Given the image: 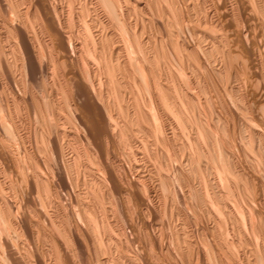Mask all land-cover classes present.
I'll list each match as a JSON object with an SVG mask.
<instances>
[{"label":"bare ground","instance_id":"1","mask_svg":"<svg viewBox=\"0 0 264 264\" xmlns=\"http://www.w3.org/2000/svg\"><path fill=\"white\" fill-rule=\"evenodd\" d=\"M263 40L264 0H0V260L4 261L3 264H32L30 260L35 255H30L29 252L33 249L30 246L29 250L28 247L31 242L36 241L35 228L41 224L40 220L44 221L42 224L45 229L43 227L42 230L52 227L45 225L47 221L57 227L56 232L62 235L55 236V232L50 237L52 245L56 246L54 249L57 256L52 258L50 255L49 259H44L45 252L41 254L42 257L35 256L37 258L34 264H89V261H85L86 256L79 259L80 262L77 259L92 249H89L85 235L87 232H83V227L86 226L82 222L88 220L90 215H86L93 213L91 211L95 207L92 210L89 208L91 213L84 211L85 214L81 215V211H77L78 214L75 215L69 210L70 206L67 210L72 214L64 212L70 219L71 227L64 220L68 229L62 221L67 220V216L60 220L59 209L56 211L57 209L52 208L55 210L53 213L41 210V206L49 202L55 205L52 202L55 198L45 203L44 197L47 196L40 194L44 189L46 193L50 191L47 189L50 177L47 183L42 182L41 175L35 172L32 181H29L32 173L29 177L26 174V170L31 168L30 161L34 154L39 155L49 142L54 151L48 148L50 151L47 152H56L53 154L57 155L56 158L60 156L58 152L61 154L64 140L69 147L75 143L78 145L76 138L79 130L89 142L88 146L94 149L91 156L96 161H92L99 163L96 164L100 165L102 173L99 172L104 174L103 179H99L97 173H92L93 177L89 175L90 178L94 179L93 182L104 181V185L108 183L106 187L110 190L109 194L112 191L108 198L119 197L122 209L126 206L128 211L127 215L125 209L123 215L120 214L121 210L114 213L123 216L117 217L124 219L123 223L127 226L115 228L117 232L113 234L115 229L112 226L117 219L112 224L109 215L111 212L106 209L110 205L105 206V200L103 202L99 198L104 193L98 187L102 185L97 186L99 190L95 187L98 190L96 195L92 191L95 198L101 192L98 198L107 211L105 213L103 210V214L99 216L96 214L98 208L94 211V218H90L93 220V232H96L102 244L98 249L104 246L102 254H109L102 255L105 257L98 264H264ZM221 81L223 87L218 85ZM35 89H39L41 95ZM42 98H47L43 100L50 106L47 108H50V119L46 116L48 110L45 112L42 108L46 105H42ZM30 115L35 120L38 119L42 126L44 124L50 135L49 137L46 135L47 131L44 132L50 138L49 142L45 141L44 135H41L45 127L37 129L41 130V142H48L44 146V142L41 143L42 149L38 147L41 145L36 146L38 153H33L27 143L29 133L26 132L25 122ZM48 119L53 120L49 124L53 128L48 125ZM39 121L37 123L41 126ZM61 137L64 139L60 141ZM120 139L137 143L135 151L130 153L133 158L131 162L129 151L132 150H127L131 165L129 162L124 163L130 166H127L129 174L124 178L121 176L125 174L120 176V171H116L117 165L113 167L115 156L112 157V153L117 151L114 150L117 146L113 145L115 147H111L112 151L109 145L112 141L113 144L121 142V145L124 143L128 146V143ZM83 140L79 142L82 143ZM86 141H83V146H86ZM37 144L40 143L37 141ZM124 144L122 146H126ZM132 144L133 148L135 145ZM77 145L71 151L73 156L71 152L69 154L72 156V161L68 159L71 166L72 163H83L79 161L83 153ZM88 151L91 153L90 149ZM121 151H117L120 152L119 156ZM48 153L46 156L51 157V153ZM123 154L125 155L124 152ZM144 155L150 159L149 163L154 162L142 163ZM54 157L51 160L55 159L60 164L59 157ZM85 158L88 160V157ZM34 159L33 161L37 160ZM39 160L37 161L40 162ZM82 160L85 161L83 157ZM37 161L33 163L34 166L39 164ZM49 161L46 162L49 164ZM33 165L31 169H34ZM156 165L164 172H156L160 173L161 183L153 180ZM62 166L68 172L70 167ZM78 166L75 167L78 169ZM35 167L39 168L38 165ZM121 167L118 168L121 170ZM168 167L174 170L176 177L173 174L169 177V171H166ZM80 169L78 170L82 171ZM53 171L52 175L56 172ZM122 171L127 173L126 169ZM59 174L62 176V171ZM86 175L83 177L87 178ZM60 176L55 179H60ZM68 178L69 176L66 181ZM72 178H76L74 174ZM78 178L77 176L76 179ZM85 179L81 183L86 185ZM152 180L158 182L161 188L158 185L152 186L154 183L151 182L152 185L148 186L147 182ZM24 182L31 187L29 194L32 195L34 189L37 192L40 190L38 194L42 198L37 192L34 195L41 200L34 201L43 203L41 206L33 204L32 197L30 199L29 194L26 196V190V197L20 198L22 204L18 200V192L24 187L26 189V186L18 185H23ZM41 182L45 183L43 189ZM58 182L61 179L56 181V187ZM72 183L69 184L73 188ZM171 185L179 188V191L170 190ZM16 187L20 190H16ZM60 187L59 189L64 190ZM162 187L169 190H162ZM105 188L103 186L102 190ZM6 189H14L13 192L10 191L14 195L12 194L9 202L5 197L11 196L3 195ZM83 189L82 192L85 193ZM53 190L51 189L52 192ZM169 191L174 200L171 195V202L167 201L170 199L169 195L166 196L167 199L164 197L166 210L169 205L167 202L170 205L168 217L166 210H163V216L168 218L166 221L171 231L174 228L175 233L170 236L171 232L167 230L170 232V237L167 238L165 225L163 227L165 222L162 221L158 208L163 204L161 192L167 195ZM82 192L78 193L80 197ZM54 193H58V190ZM61 193L68 196L67 192ZM70 194L71 190L69 196ZM105 194L107 195L106 192ZM105 194L103 198H107ZM189 199L194 201L190 202ZM13 200L16 202H10ZM31 202L33 206L29 204ZM62 202L60 200V204ZM88 202L92 204L91 200ZM108 202L110 204L109 200ZM87 203L81 204L87 208ZM114 204L118 205L117 202ZM46 207L47 205L44 208ZM101 208L99 211L103 209ZM118 208L113 210L118 212ZM110 209L114 212L112 207ZM15 214L19 216V220ZM35 214L37 218L34 217ZM200 214H208L205 218L209 216L210 219L207 220L210 221L213 217L212 220L215 221L209 228L203 227L210 232L208 236L211 238L208 241H204V234L207 232L203 233V240L202 237L196 240L197 236L191 237L194 232L188 230L192 223H199ZM158 215L161 216L162 223ZM138 220H141L144 232L138 225ZM193 227L194 225L191 228ZM42 230L38 231L40 236ZM42 238L38 239L43 242ZM37 243L39 246V241ZM70 244L76 246L75 251L81 252L77 262L73 259L74 252L71 256ZM96 247L93 250L97 251ZM36 251L40 253L38 249ZM50 252L48 251L49 254ZM96 253L99 254L98 251ZM97 256L93 255L91 258L94 257L97 262L101 255ZM93 259L90 263L94 262Z\"/></svg>","mask_w":264,"mask_h":264},{"label":"rangeland","instance_id":"2","mask_svg":"<svg viewBox=\"0 0 264 264\" xmlns=\"http://www.w3.org/2000/svg\"><path fill=\"white\" fill-rule=\"evenodd\" d=\"M28 1H29V0H28ZM263 41H264V40H263ZM219 82H220V81H219ZM219 82H218V83H219ZM221 82H222V81H221ZM222 84H223V82H222V83H219L218 85H219L220 87H223L224 85H222ZM35 90H36V92H37L39 95H41V92H40L39 89H35ZM43 99L46 100L47 98H42V100H43ZM42 100H41V102H43L42 105H43V104H46V105H43L42 108H44V111H45V110H46V111L48 110L47 112L45 111V112L47 113L46 116H48V113H49V109H50V108H49V109H47V108L50 107V106H48L49 104H47L46 101H44V100L42 101ZM44 106H46V107H44ZM32 107H33V106H32ZM45 108H46V109H45ZM30 116H31V115H30ZM47 118H49V116H48ZM35 119H36V118H35V117L33 118V115H32L31 117H28L27 120H26V122H25V128L27 127V128H26L27 130H26V129H25V130H26V132L28 131V133H29V135H30V136L27 135V136H28V137H27V143L29 144V146H31L30 148L33 149V150L31 149V151H32L33 153H35V152L38 150V148H37L36 146L41 145V146H38V147H40V148L42 149V147L50 141V140H49V139H50V138H49L50 135H49V133H48V130H47L46 127L44 126V124H43V126H44L45 128L42 126V123L37 119V120L39 121V124H41V126H39L38 123H37L38 121L35 120ZM49 119H50V118H49ZM49 119H48V120H49ZM30 120H31V121H30ZM51 120H52V119H51ZM51 120H49L50 123H49V121H48V125L52 123L53 120H52V121H51ZM31 122H32V123H31ZM26 123H27L28 125H26ZM49 126H51V125H49ZM49 126H48V127H49ZM41 127H43L45 130H44L43 128H41ZM48 127H47V128H48ZM51 127H52V126H51ZM52 128H53V127H52ZM37 129H38V130H39V129H41V130L43 129L42 131L40 130L41 132H43V133H41V135L46 134V133H44V132L47 131L48 134H46V135H49V137L46 136V135L43 136V138L45 139V141H48L47 143H46L45 141H43L44 143L41 142V140H43V139H40V138H41V136L39 135V134H40V133H39L40 131H38ZM79 131H81V130H79ZM79 131H78V133H77V138H76V139H77L76 142L78 143V145L74 142V143H75L74 146L76 147V145H77V148L80 149V150L82 151V153H83V156H81V159H79V161L81 160V161L83 162L82 165H81V162H79V163H75V164L72 163V166H71V161H72V156H73V152H71V151H73V149H74L75 147H74L73 145H72V146L70 145L71 147H69V144H68L67 142H65V140H64V143H63V141L61 142V143H63V144H62V145H63L62 148H64V149L61 148L60 153L63 154V152L66 151V153H64V154H66V155H64V154L61 155V154H59V152H58L57 154L61 156V159H63V162H65L66 159H67V162H68V163L65 162L66 165L62 162V160L60 159V156H58L59 158L57 157V158H58V161H59V160L61 161L60 164L57 162V160H56V162H55V161H54L55 159H54V160H51V159H53V157L55 156V155L53 156V154H56V152H49L50 150H51V151H54L53 148H52V146H53L52 143L49 142L50 144L48 143V145H45V146H44L46 152H44V151H45L44 148H43V151L39 148V149L41 150L40 153H42V154L39 153V155H41V156H39V155L36 154L37 157H35L36 155L34 154V157H33L32 160L30 161V162L32 163V165H33V163H34L35 161L39 160V159H38V156H39V157L41 158V159H40L41 161L39 160L40 162L37 161L39 164H35V166L38 165L39 168L37 169V168L33 165V168H34V169H31V168H32V165H30L31 168H29V170H26V171H28V172H26V174L28 173V174H27L28 177H29V175H31L30 173H32V176L29 177V179H30L29 181H32L31 178H33V175H35V172H37L38 175H41V181H42V182H43V181H46V183H47L48 178L50 177L51 180L49 179V180H50L49 182L51 183V181H52L53 183L50 184V183L48 182L49 185H48V184H47V185H48L49 187H47L46 185H45V186L47 187L48 191L50 190V191L47 192V193H50V192H51V193H50V194H47V193H46V189H44L45 191H42V192H44V193L41 192L40 194H42L43 197H44V196H47V197H44V201H46L45 203L49 202V200H51V199H54V198H55V199L57 200V198H58L57 201H56L55 199L52 200V202L54 201V202H53V203L55 204L54 206H57V207L55 208V207L53 206V204H51V202H49L51 205H49V203H48V204H44L45 206L47 205L46 208H49V209L44 208L45 206H41L43 203H41V202L39 203V201H40L41 199L38 197V196L41 197V195L38 194V192H40V190L38 189L39 191L37 192V189H36V190L34 189V190H33L34 193L32 194V195L34 196V197H33L31 194H29V193L31 192L29 188H31V187H30V186L28 187V185H27L25 182H24L25 184H23V185H20V184H19L18 187H21V186L24 187V186H26V189H25V187H24V189L22 188L23 190H22V189L20 190V188L18 189V187H16V188H17L16 190H18V191L20 190L21 192H23V193H21V192L19 193L18 191H16V192H18V196H19V197H18V200L20 201V200L22 199V197H23L24 194H25L24 191L26 190V196L29 194V195H30V199H31V197H32V200H31L32 202L34 201V199H37V200L40 199L39 201H36V200H35L36 202L34 201L33 204H34L35 206H38V205L41 206V210H42V211H43V210H45V211L48 210V212L51 211V212L53 213V212H55L56 209H57L56 211H58V209H59L58 213L60 214L59 216L61 217V218L59 217V219L61 220L62 218H64L65 216H67V217H65V218H67V220H66V219H62V221L64 222V225H65V226H66V223H69V224H67V225H69V227H71L70 222H69L70 219H69V216H68V215H65L67 212H69V213H68L69 215H71L72 212H73V214L77 215V214H78L77 211H79V212L81 211L79 214L82 213L81 215H83V214H85L84 211L89 212V211H91V210L93 209V207H95V208H94V211L97 210L98 208L100 209V208L102 207V201L104 202V200H105V203H104L105 206H106V205H110V206H106V207H107L106 209H107V210L109 209L110 211L108 210V212H111V213H109V215L111 216V217H110V220H112V224H113V222H115V221L118 222V223L116 222L115 224H113L112 228H114V229H115V228H118V227H119V228H121V227L123 228V227L127 226V224H126V223H125V224L123 223L124 219L121 220V219H119V218H123V216L121 217L120 214L122 213V215H123V209H125V208L127 209V207L124 206V204H123L124 207H123V209H122V201H120L121 199H120L119 197H117V196H116L117 198L115 197L116 201H115V199H113V198H112L113 200H112L111 198H108V196L110 197V194H111V192H112V191H111L110 194H109V191H110V190H109L108 186L106 187V185H107L108 183H106V184L104 185V184H103L104 181H103V182H102V181H99V182H98V181H95V182H93L94 179L92 178V177H93L92 173H93V174H94V173H97L96 176L98 175L97 177H98L99 179H100L101 177H102L101 179H103L104 174H103V175L101 174V173H102V172H101L102 169H101L100 165L98 166V165L96 164V163H98V162H93V161H92V160L96 161L95 158H93V157L91 156V155H93V153H94V151H93L94 149L92 150L91 146H88L89 142L86 141L87 139H85L84 135L82 136L83 133H82V132H79ZM36 132H37V133H36ZM28 133H27V134H28ZM79 133H81V136L79 135ZM35 134H38V135H35ZM78 135L81 137V139H80V137H79ZM45 136H46V137H45ZM52 137H53V136H52ZM82 137H83V138H82ZM129 138H130V137H129ZM138 138H139V137H138ZM140 138H141V137H140ZM28 139H29V140H28ZM46 139H48V140H46ZM61 139L63 140L64 138L61 137V138H60V141H61ZM79 139H80V140H79ZM83 139H84V140H83ZM130 139H131V138H130ZM151 139H152V138H151ZM81 140L86 141V143H87L86 146H83V145H85V144H84L85 142H84V143H83V141H82V143L79 142V141H81ZM123 140H124V139H123ZM135 140H136V139H135ZM29 141H30L31 143H30ZM37 141H38V143H40V144H37ZM66 141H67V140H66ZM120 141H122V140L120 139ZM129 141H130V140H129ZM131 141H132V140H131ZM131 141H130L129 143H128L127 141H125V140L122 141V142H126V143H128V146H130L131 148H132V146H133L132 143H134V145H135V144L137 145V143H135V142H131ZM41 143H43V146H42ZM65 143H66V144H65ZM72 143H73V142H72ZM79 143H80V144H79ZM31 144L34 145L33 147L35 148V150H34V148L32 147ZM36 144H37V145H36ZM64 144H65L66 146H65ZM67 144H68V146H67ZM82 144H83V145H82ZM111 144H112V145H111ZM117 144H118V142H117L116 144H113V142L111 141V143H110L109 145H110V148H111L113 145L117 146V147L114 146L115 148L112 147V148H114V150H117V151H119V150L121 151V149H122L123 147H126V148H123V150L121 151V155H120L121 158H120V156H119V153H120V152L114 151L115 153H114V152L112 153V157L115 156V158H113V161H114V160L116 161V162H115V161L113 162V163H114V164H113V167H115V166L117 165L116 168H115L117 172H119V171L121 172L122 169L125 171V169H126V170H127V171H126L127 173H125V172L122 173L123 171H122L121 173H120V172L118 173L120 176L123 175V174H125V175L121 176L122 178H124V177L126 176V174H129V170H128L129 167H130L129 164H130V162L133 160V158H132V154H130V153H133V150L135 151V149H136V145H135L132 149H130V147H129V149H128L127 144L122 143V145L124 144V145H126V146H122V145H121V142H119L118 145H117ZM130 144H132V145H130ZM89 145H90V144H89ZM48 146H50V147H48ZM87 146H88V147H87ZM118 146H120V147H118ZM65 147H66V148H65ZM73 147H74V148H73ZM82 147H83V149H82ZM85 147H86L87 150L85 149ZM121 147H122V148H121ZM46 148H47V149H46ZM48 148H49V149L51 148V149L49 150ZM112 148H111V149H112ZM36 149H37V150H36ZM71 149H72V150H71ZM89 149H90V151H91L92 154L88 151ZM118 149H119V150H118ZM124 149H125V150H124ZM47 150H49V151H48L49 153L47 152ZM62 150H63V151H62ZM84 150H85V151H84ZM127 150H128V151H129V150H132L131 152L129 151L130 156L127 155V154H128V151H127ZM83 151H84L85 153H84ZM92 151H93V152H92ZM112 151H113V149H112ZM125 151H126V152H125ZM38 152H39V150H38ZM38 152H36V153H38ZM43 152H44V153H43ZM70 152H71L72 154H71ZM116 152H117V153H116ZM123 152L125 153V155L123 154ZM45 153H46V154H45ZM47 153H48V154L51 153V157L48 155L51 159H49L48 156H46ZM88 153L90 154V156H89ZM69 154H71L72 156L69 155ZM86 154H87V155H86ZM116 154H117V155H116ZM45 156H46V157H45ZM56 156H57V155H56ZM56 156H55L54 158H56ZM62 156H63V157H62ZM70 156H71V157H70ZM85 156L88 157V160L85 158ZM118 156H119V157H118ZM126 156H127V158H124V157H126ZM128 156H129L130 159H131V160L129 159L130 162L128 161V158H129ZM65 157H67V158L65 159ZM82 157H83V159H85V161L82 160ZM91 157H92V159H91ZM116 157H117V159H116ZM144 157H145L147 160H145V158H144L141 162L144 163V161H145V162L148 164L149 161H150V159H148V156H147V155H146V156L144 155ZM34 158L37 159V160H35ZM45 158H46V159H45ZM57 158H56V159H57ZM33 159H34L35 161H33ZM42 159H44L45 161L42 160ZM68 159H70L71 161L68 160ZM123 159L125 160V162H124ZM126 159H127V161H126ZM47 160H48V161H49V160L51 161V162H50V161H49V162L52 164V166H50V165H51L50 163L48 164V162H46ZM64 160H65V161H64ZM148 160H149V161H148ZM32 161H33V162H32ZM60 161H59V162H60ZM89 161H90V162H89ZM30 162H29V163H30ZM42 162H43V163H42ZM44 162H45V163H44ZM76 162H77V161H76ZM88 162H89V163H88ZM117 162H118V164H117ZM119 162H120V163H119ZM128 162H129L128 165H127V164H124V163H128ZM150 162H151V161H150ZM153 162H154V161H153ZM153 162H152V163H153ZM31 163H30V164H31ZM94 163H95V164H94ZM115 163H116V164H115ZM121 163H122V164H121ZM152 163H149V164H152ZM62 164L64 165V167H65V166H66V167H68V166L70 167V168L68 167L69 169L67 168V169H68V172H70V173H68L67 171H65L66 168L64 169L63 166H62ZM68 164H69V165H68ZM79 164H80L81 167L78 166ZM89 164H91L92 166L89 165ZM98 164H99V163H98ZM120 164H121V165H120ZM48 165H49V169H48ZM59 165H60L61 167H60ZM83 165H86V167L83 166ZM87 165H89V166H87ZM94 165H95V166H94ZM96 165H97V166H96ZM122 165H123V167H121ZM130 165H131V164H130ZM53 166H54V168L56 167V168H55L56 170L53 169ZM57 166H58V170H59L60 172L62 171V176H63V175H66V176H63V177L60 176V174H59L60 172L57 170ZM75 166H76V167L78 166V169L81 168L80 170H82L83 173H82V171H79ZM82 166H83L85 169H87V167H88V169L90 168V169H89V172H90V171H91V172H90V173L87 172L88 169H87V171H86ZM125 166H126V167H125ZM127 166H129V167H127ZM6 167H7V166H6ZM50 167H52V168H50ZM72 167H73V168H72ZM74 167H75V169H74ZM118 167H119V168L121 167L122 169L120 170ZM124 167H125V169H124ZM156 167H157V165H156ZM35 168H36V170H35ZM46 168H47L49 171H48ZM60 168H61L62 170H61ZM91 168H92L93 170H92ZM117 168H118V170H117ZM158 168H159V165H158V167L155 168V170H154V171H155L154 174H155L156 176H155V178H154L153 180H154V181L157 180V181H159V182L161 183V181H160V177H159L160 173H156V172H158L157 170H159V172L161 171L160 168H159V169H158ZM165 168H167V166H165ZM165 168H164V169H165ZM27 169H28V168H27ZM72 169H73V170H72ZM83 169H84V170H83ZM94 169H95V170H94ZM100 169H101V170H100ZM171 169H172L171 167H168V170L166 169L167 172L169 171V177H170L172 174H173L172 176H175V174H174L175 172L173 173L174 170H171ZM37 170H38L39 172H38ZM53 170H54V171H53ZM69 170H70V171H69ZM71 170H72V171H71ZM75 170H77V171L79 172L78 174H81V173H82V175L79 176V175L76 173L77 171H75ZM32 171H34V172H32ZM50 171H51V172H50ZM52 171H53V173L56 171L55 173H58V174H55V173H54L55 176H53L54 174H53V175L51 174ZM57 171H58V172H57ZM73 171H75V173H76V174L73 173V174H74V177L77 178V176H78V177H79V178H78L79 180L76 179V178H72V177H73V174H72ZM85 171H86V172H85ZM92 171H94V172H92ZM99 171H100L101 173H100ZM164 171H165V170H164ZM42 172H43V174H41ZM45 172H46V173H45ZM63 172H64V173H63ZM66 172H67V174H66ZM84 172H85L86 174H87V173H88V174L86 175V174H84ZM167 172H165V173L168 174ZM170 172H171V174H170ZM47 173H48V174H47ZM161 173H164V172L161 171ZM46 174H47V175H46ZM70 174H71L72 176H71ZM99 174H100V175H99ZM157 174H158V176H157ZM58 175L60 176L59 178L61 179V182H58V183H57V184H58V186H57L58 188H57V187L55 186L56 181H60V179L56 180V179L58 178V177H56V176H58ZM67 175L69 176L68 180H70V181L72 180V182H73V181H76V182H77V180H78V181H80V182H77V183L73 182V183H72V182H69L68 180L66 181V179H67V177H68ZM84 175L87 176V178L85 177L86 179L83 177ZM89 175L92 176V177L90 178ZM47 176H48V177H47ZM70 176H71V178H70ZM99 176H100V177H99ZM45 177H46V178H45ZM61 177H62V178H61ZM65 177H66V178H65ZM80 177H81V178L83 177V178L81 179ZM175 177H176V176H175ZM53 178H54V179H53ZM55 178H56V179H55ZM89 178H90V180H89ZM156 178H157V179H156ZM158 178H159V179H158ZM171 178H172V177H171ZM44 179H45V180H44ZM46 179H47V180H46ZM52 179H53V180H52ZM62 179H63V180H62ZM64 179H65V180H64ZM73 179H74V180H73ZM84 179L87 180V184H86V185L83 184V182L81 183V180L84 181ZM91 179H92V180H91ZM54 180H55V181H54ZM153 180H152V181H148V182H147V185H148V186H149V185L151 186V185L154 183L152 186H154V185H155V186L158 185V187L161 188L160 184H158V182H153ZM64 181H66L67 184H69V183L71 184V183H72L73 188H72V186H71L70 184H69L70 186L66 184L67 186L65 185V188H64V186H63V185H64ZM89 181H90V182H89ZM91 181H92L93 183H92ZM169 181H170V180H169ZM175 181H176V185H175V182H173V181H172V184L174 183V185L177 186V185H178V184H177L178 182H177L176 179H175ZM42 182H41V184H43V185H41V189H43L42 186H44V184H45V183H42ZM85 182H86V181H85ZM88 182H89L90 184H89ZM96 182H97V183H96ZM100 182H102V183H100ZM150 182H151L152 184H150ZM170 182H171V181H170ZM59 183H61V186L64 188L65 191H64L63 189H59V187H60V186H59V185H60ZM80 183H81L83 186H86V187L84 188ZM94 183H95V184H94ZM104 183H105V182H104ZM156 183H157V184H156ZM21 184H22V183H21ZM74 184H75L77 187L81 185L80 187H81L82 189L84 188L83 190H85V193H86V192L89 193L90 196L88 197L89 194L87 195V194L84 193V191L82 192V189H81L80 187H78V189H76V186H75ZM77 184H78V185H77ZM50 185H51V186H50ZM87 185H89V186L92 185L93 187H92V186H91V187L88 186V188H90V189H88V188H87ZM95 185H96V186H95ZM98 185H102V186H98ZM52 186H53V188H52ZM74 186H75V188H74ZM97 186L100 187L99 189H100L101 192H102V191L104 192V193H102V196H104L103 194H105V192L107 193V195L105 194V195L107 196V198H106V197L103 198L102 196H100V197L98 196V195L101 193L100 191L98 192V195H97L96 198H97V199H99V198H100V199H103L102 201L99 199L100 202L95 198V196H94V197L92 196V195H93V194H92V191L94 192V195H96L95 193L99 190ZM103 186H104V188L106 187L104 190H102V189H103ZM175 186L173 187V186L171 185V188H172V189H171V188H169V189H170V190H173V191H174V189H178V191H179V188H177V187L175 188ZM46 187H44V188H46ZM55 187H56V188H55ZM62 187H60V188H62ZM68 187H69V188L71 187V188H70V189H67ZM95 187H97L98 190L95 189ZM156 187H157V186H156ZM0 188L2 189V185H1V183H0ZM37 188H38V187H37ZM79 188H80V190H79ZM93 188H94V189H93ZM107 188H108V189H107ZM159 188H158V189H159ZM51 189H52V190L54 189L53 192L51 191ZM55 189H56V190H55ZM66 189H67V190H66ZM72 189H74V191H73ZM87 189H88V190H87ZM169 189H168V190H169ZM6 190H7V189H6ZM57 190H58V193H54L55 191L57 192ZM70 190H71V194H70V196H69ZM89 190H90L91 192H90ZM94 190H95V191H94ZM96 190H97V191H96ZM159 190H160V189H159ZM162 190L168 191L167 189H163V187H162ZM0 191H1V190H0ZM10 191L13 192L14 189H13V191H12V189H10V190H7V191H4V192H3V193H4V194H3L4 196H5V195H6L7 197H8V196H11L10 198H6V197H5V199H6L7 202H9V200H11L12 196L14 195V193H11ZM59 191H60V192H59ZM61 191H63V192H67L66 195L68 194V196H65L64 193H63V195H62ZM68 191H69V192H68ZM72 191H73V192H72ZM78 191H79V192L81 191V192H82L83 194H85V195L82 194L81 197H80V195L78 194V193H79ZM160 191H161V190H160ZM165 191H164V192H165ZM7 192H8V193L10 192L9 195H8ZM28 192H29V193H28ZM35 192H37L38 196H37V194H36V196H37L38 198H35V195H34ZM74 192H75V193H74ZM162 193H163V192H161V195H162V196H161V201H162L163 204H162V206H160V207L158 208V209H159V210H158V211H159V214H161L162 217L159 216V215H158V217H159V221H160V219L162 218V221L164 220V222H165V224L163 223V227H164V225H165V229H164V230H165V233H166V234L168 233V234H167L168 236H166V237L168 238V237H170L171 235H173V234L175 233V232H174L175 230H173L174 228H172V231H171V228L169 227L170 225H168L169 223L166 221V220H168V218H166L165 216H163V215H165V213H166V216L168 217V214H169V205H170V203L167 202V204H169V205H168V208H167L168 210H166V204H165V203H166V200L164 199V197H166V196L169 195L168 197H169L171 200H170V199H167L168 197H166V199H167V201L169 200V202H171V201H172V198H173V197H172L173 195H171L172 193H170V191L168 192L167 195L165 194L166 192L163 193V194H162ZM12 194H13V195H12ZM21 194H22V196H20ZM52 194H54V195H53L54 197H51ZM55 194H56L57 196H56ZM73 194H75L76 197H73V196H74ZM80 194H81V193H80ZM58 195H59V196H58ZM72 195H73V196H72ZM78 195H79V197H77ZM100 195H101V194H100ZM164 195H165V196H164ZM170 195H171L172 198L170 197ZM26 196H24V197H26ZM62 196H63V197L65 196V197L63 198ZM85 196H86V197H85ZM50 197H51V198H50ZM61 197L63 198V202H62V198H61ZM68 197H69V199H68ZM70 197H71L72 199H71ZM90 197H91V199H90ZM98 197H99V198H98ZM162 197H163V198H162ZM189 197H190V196H189ZM189 197H187V200H188ZM194 197H195V196H194ZM20 198H21V199H20ZM41 198H42V197H41ZM46 198H48V199L46 200ZM49 198H50V199H49ZM59 198H60V199H59ZM65 198H66V199H65ZM73 198H74L75 200H74ZM76 198H79V199L82 200V201H80L79 199H78V200H79V201H78V200H76ZM82 198H85V199L83 200ZM87 198H89V200H91V202H92V204H93L94 206H93L90 202H88L89 200H86ZM94 198H95V201H97V202L94 201ZM191 198H192V196L190 197V199H191ZM7 199H8V200H7ZM67 199H68V200H67ZM117 199H118V200H117ZM163 199H164V200H163ZM190 199H189L190 202H191V201H194V199H192V200H190ZM18 200H17V201H18ZM60 200H61V202H62L61 204H60ZM70 200H71V201H70ZM73 200H74V201H73ZM108 200L110 201V204H108V203H109ZM173 200H174V198H173ZM19 201H18V202H19ZM42 201H43V199H42ZM72 201H73V202H72ZM75 201H76V203H77L78 205L81 204V203H83V202H86V203L88 202L87 204H89V206H88L87 208H84V207L82 206V204L79 205V206H78L77 204L75 205ZM77 201H78V202H77ZM93 201H94V202H93ZM112 201H113V202H112ZM10 202H12V203L14 202V203H15L16 200H13V201H10ZM32 202L29 203L31 206H33V205H32ZM58 202H59V203H58ZM68 202H69V203H68ZM71 202L74 203V205L71 204ZM79 202H81V203H79ZM111 202H112V204H111ZM116 202L118 203V205H117V204H114V203H116ZM12 203H11V204H12ZM56 203H58L60 206H59L58 204L56 205ZM63 203H64V204H63ZM96 203H99V204H96ZM100 203H101V204H100ZM119 203L121 204V206H119V205H120ZM18 204L20 205V203H18ZM21 204H22V200H21ZM70 204H71V205H70ZM104 204H103V205H104ZM182 204H183V206L185 205L184 202H183ZM48 205H49V207H48ZM72 205H73V206H72ZM113 205H114V206H113ZM116 205H117V206H116ZM125 205H126V203H125ZM163 205H165V208H164ZM51 206H52V207H51ZM65 206H67V207H66V210L69 209V207L71 206L72 208L70 207L69 210L72 211V212H70L69 210L66 211V210L64 209ZM74 206L77 207V209H76ZM80 206H82L81 208H84L85 210H84V209H81ZM96 206H97V207H96ZM99 206H100V207H99ZM73 207H74V208H73ZM91 207H92V208H91ZM110 207H112V210H113V208H115V211H116V209H117L118 207H120L121 209L118 208V209H119L118 212H115L114 210H113L114 212H112L111 209H110ZM42 208H43V209H42ZM52 208H54L55 210H53ZM78 208H79V209H78ZM89 208H90L91 210H89ZM102 208H103V209H102ZM102 208H101L102 210L99 211V209H98V211H96V214H97V215L101 216V215L103 214V212L107 213L106 209H104V207H102ZM163 208H164V209H163ZM51 209H52V210H51ZM72 209H74V210H72ZM126 209L124 210V212H125V213H126V212L128 213V211H127ZM75 210H76V213H74ZM82 210H83V211H82ZM103 210H104V211H103ZM120 210H121V211H120ZM163 210L168 211V213L165 212V211H164L165 213H163ZM15 211H16V210H15ZM94 211L92 210L91 212H93V213L89 212V213H91V214H87V215H86V216H89V215L91 216V217H90V216L88 217V220H86V222H82V223H83V226H84V223H85V226H86V228L83 227L84 230H85V231L83 230V232H84V234H85L86 232H87V233H88V232H91V233H92V234H89V233H88V234H87V233L85 234V235H87V236H86V238H87L86 240L88 241V246H90L89 249L92 248V249H90L89 252L87 251V252L89 253V255H91V256L94 255V257H96L97 255L100 254L101 256H99V258H97L99 261L97 260V262H96V261L93 259L94 257H92V258H91V256L89 257V255H88L87 252H85L84 254H81V255H80L79 253H81V252H78L77 250L75 251L76 246L73 245V246L75 247V248H74L73 246H71L72 244H70V245H69V247H70L69 250H70V252H71V256H72V254L74 255V253H75L74 256H75V257L77 256L76 258L74 257L73 259L76 260V259L78 258V254L80 255L79 258L77 259L78 262H80L79 259H82L84 256H86V257H84V258H85V261H89V264H92V263H94V264H98V262H100V261L103 259V257L109 255L108 253H104V254H102L103 252H101V251H102V249H103L104 246H102V249H98V247L100 248V246H101L102 244H101L99 238L97 237V235L95 234L96 232H93V230H94V229H93L94 226H92L93 220L91 221V219L94 218V216H95V214H94L95 212H94ZM102 211H103V212H102ZM119 211H120V214H119V215H118V214H116V215L114 214V213H119ZM16 212H17V211H16ZM46 212H47V211H46ZM64 212H66V213H64ZM17 213H18V212H17ZM17 213H16V214H17ZM63 213H64V214H63ZM70 213H71V214H70ZM99 213H100V214H99ZM101 213H102V214H101ZM112 213H113V214H112ZM125 213H124V214H125ZM127 213H126V215H127ZM16 214H15V217L18 218V220H19V216H17L18 214H17V215H16ZM50 214H51V213H50ZM62 214H63V215H62ZM112 215L115 216V217H112ZM207 215H208V214H206V216H205V214H203V215L200 214V220L198 221V222H199L198 224H200V225H198V224L195 225V223H192L191 227L194 225V227L197 226V228H194V227L191 228L190 226L188 227L189 232H190V231H191L192 233L194 232L193 235H192V233H190V235H192L191 237H193V236H197V237H196V240H199V239H197V238H201V237L204 236V235H206V236H204L205 239H204V237H202L201 240L204 239V241H205V240L207 239V241H208V238H209V239L211 238V236H208V235L210 234V232H209L208 230L206 231V229H203V227H204V228H206V227L209 228V227L212 225L213 222L215 223V221L212 220L213 217H212V219H211L210 221H208L207 219H210V218H209V216H208V218L206 219L205 217H207ZM35 216H36V217H35ZM117 216H118V217L120 216V217L118 218ZM203 216H204V218H203ZM34 217L37 218V215L35 214ZM160 217H161V218H160ZM210 217H211V216H210ZM90 218H91V219H90ZM111 218H112V219H111ZM163 218H166V219H163ZM202 218H203V219H202ZM86 219H87V218H86ZM89 219H90V220H89ZM115 219H117V220H115ZM205 219H206V221L203 222L202 220H205ZM64 220L66 221V223H65ZM80 220L83 221L82 219H80ZM114 220H115V221H114ZM40 221H41V224H42V223L44 224V221H43V220H40ZM120 221H121V222H120ZM138 221H139V222H138V225L141 226L142 231L144 232V230H143L144 228H143L142 224L140 223L141 220H138ZM162 221H160V222L162 223ZM200 221H201V223H200ZM207 221H208L209 225H208V223H206ZM88 222H89V223H88ZM91 222H92V223H91ZM119 222H120V224H119ZM166 222H167V224H166ZM86 223H87V224H86ZM122 223H123V224H122ZM139 223H140V224H139ZM142 223H143V222H142ZM205 223H206V224H205ZM214 223H213V224H214ZM41 224L37 225V227H41V228H37V227L35 228V239H34V241H35V240H36V241H35V243L31 242V244H29V247H28L29 250H30V246H31V248L33 249V250H30L29 253H30V255L41 256V254H43V253L46 252L47 255H46V253L43 254V255H44V256H43L44 259L47 258V257H48L47 259H49L50 255L52 256V258H54L55 256H57V252H55V249H54V248H56V246L54 247V245H52V244H53V242H52L53 240H51L50 237H51V236H54V234H55V232H56V230H57V227H54L53 225H51L49 222L47 223V221H46V222H45V225H46V224H49V225H50L49 227H51V226H52V227H51L50 229L48 228L49 230H46V231H45V230H44V229H45V226H44L43 224H42V226H41ZM88 224H91V225H90V226H87ZM93 225H94V224H93ZM119 225H120V226H119ZM202 225H204V226H202ZM46 226H48V225H46ZM116 226H117V227H116ZM167 226L169 227L170 230H169L168 228L166 229ZM171 226H172V225H171ZM201 226H202V227H201ZM205 226H206V227H205ZM43 227H44V229L42 230ZM66 227H67V226H66ZM69 227H67V228L69 229ZM52 228H53V230H51ZM55 228H56V229H55ZM87 228H88V229H87ZM90 228L92 229V231H90V230H91ZM36 229H41V230H42L41 236L43 237L42 234H44V237H43V238L39 235V232H38V231H41V230H38V231H37ZM54 229H55V231H54ZM89 229H90V230H89ZM190 229H191V230H190ZM50 230H51V231H50ZM58 230H59V229H58ZM86 230H89V231H86ZM167 230L170 231L171 234H170V232H168ZM196 230H197L198 232H197ZM202 230H203V232H202ZM48 231H50V232L48 233ZM52 231H53V232H52ZM94 231H95V230H94ZM114 231H115V232H114ZM114 231H113V232H114L113 234H116L117 230L115 229ZM142 231H141V233H143ZM199 231H200V233H199ZM210 231H211V230H210ZM201 232H202V233H201ZM205 232H207L208 234L206 233V234L203 235V233H205ZM45 233H46L47 235H49V236H47ZM50 233H51V234L53 233V235H51ZM57 233H58V231L56 232V235H55V236L59 235V236L61 237L62 234L60 235L59 233H58V234H57ZM195 233H198V235H200V237H198V235L195 234ZM12 234H13V236H14V232H13ZM36 234H37V235H36ZM94 234L96 235V238H95ZM169 234H170V236H169ZM45 235H46V236H45ZM91 235L94 236V238H92ZM36 236H39V237H36ZM89 236H91V239H94V240L97 239V241L99 240L100 243L97 242L96 240H95V241H96V242H95L94 240L89 239V238H90ZM207 236H208V237H207ZM15 237H16V233H15ZM15 237H14V238H15ZM38 238H42L43 242H42L41 240H39ZM45 238H48V239L46 240ZM167 238H166V239H167ZM193 238H195V237H193ZM49 239H50V241H51L52 243L49 241ZM37 240L39 241V246H38V243H37L38 241H37ZM89 240H91V241H89ZM44 241H46V242H44ZM48 241H49V242H48ZM167 241H168V240H167ZM207 241H206V242H207ZM209 241H210V240H209ZM93 242H95L96 245H95ZM202 242H203V241H202ZM44 243H45V245H43ZM46 243H48V244H46ZM49 243H50V244H49ZM92 243H93L95 246L92 245ZM97 243L100 244V245H98ZM203 243H204V242H203ZM34 244H35V245H34ZM36 244H37V245H36ZM41 244H42L41 247H44V246H45V247H44V248H41V247H40ZM32 245H33V246H32ZM49 245H50V246H49ZM91 245H92V246H91ZM35 246H38V248L35 247ZM96 246H97V247H96ZM39 247H40V248H39ZM47 247H48L49 249H48ZM95 247H96V249H98L97 251L99 252V254L96 253V252H97L96 250H93V249H95ZM52 248H53L54 250H52ZM71 248H72V249H71ZM35 249H36V250L38 249L40 253H37V251H36ZM42 249H43L44 252L42 251ZM104 249H105V248H104ZM104 249H103V250H104ZM47 250H48V251H51V252H50L51 254H49ZM56 250H57V249H56ZM91 250H92L93 252L95 251L94 254H93V253L91 254V252H92ZM34 252H35V253H34ZM53 252H54V254H52ZM73 252H74V253H73ZM77 252H78V253H77ZM100 252H101V253H100ZM55 253H56V254H55ZM36 254H37V255H36ZM38 254H39V255H38ZM48 254H49V255H48ZM76 254H77V255H76ZM107 254H108V255H107ZM95 255H96V256H95ZM102 255H105V256L102 257ZM35 256H34V257H35ZM34 257H31V258L33 259ZM41 257H42V256H41ZM97 257H98V256H97ZM36 258H37V257H35V258L33 259V261H32V259L30 260L32 264H34L33 262L36 260ZM87 258H88V260H86ZM47 259H46V260H47ZM91 259H93L94 262L90 263V261H92ZM95 259H96V258H95ZM53 260H55V259H53ZM77 260H76V262H77ZM3 262H4V261H1V260H0V264H3ZM61 262H62V260H61ZM64 262H65V261H64ZM61 264H62V263H61ZM63 264H64V263H63Z\"/></svg>","mask_w":264,"mask_h":264}]
</instances>
